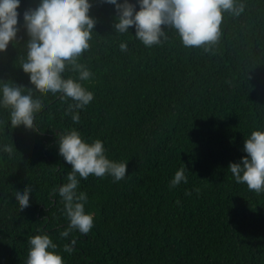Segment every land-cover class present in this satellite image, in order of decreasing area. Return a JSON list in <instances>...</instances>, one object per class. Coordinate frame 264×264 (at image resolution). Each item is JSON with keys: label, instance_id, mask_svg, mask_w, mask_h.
Wrapping results in <instances>:
<instances>
[{"label": "trees", "instance_id": "16d2710c", "mask_svg": "<svg viewBox=\"0 0 264 264\" xmlns=\"http://www.w3.org/2000/svg\"><path fill=\"white\" fill-rule=\"evenodd\" d=\"M40 3L20 0L16 40L0 52V99L7 83L24 86L22 94L32 89L43 104L33 129L12 128L11 109L0 104V264H26L37 234L57 245L50 250L63 264H264V191H250L228 169L247 155L251 132L264 130V0H237L244 11L223 14L211 52L184 47L167 25V39L146 47L134 25L115 32L114 5L89 0L95 25L78 63L92 76L80 81L70 65L62 73L94 94L73 110L79 123L67 111L74 100L40 94L21 67L29 40L23 14ZM129 3L139 10V0ZM73 129L87 143L101 140L105 156L127 170L120 181L77 175L94 224L87 236L76 229L65 238L58 189L71 165L59 154L58 133ZM4 145L13 146L11 156ZM182 167L188 182L170 189ZM26 185L29 206L19 211L15 193Z\"/></svg>", "mask_w": 264, "mask_h": 264}, {"label": "clouds", "instance_id": "9594fccd", "mask_svg": "<svg viewBox=\"0 0 264 264\" xmlns=\"http://www.w3.org/2000/svg\"><path fill=\"white\" fill-rule=\"evenodd\" d=\"M106 2L116 9L115 32L126 33L134 25L136 38L146 47H152L161 43V37L167 39L162 29V25H167L176 30L184 47L203 48L205 52H211L220 39L223 14L229 12L239 16L245 8L237 0H139V10H135V5L129 0ZM19 5L20 0H0V52L6 51L9 43L16 40ZM90 7L89 0H41L38 7L23 14L29 40L26 61L21 67L30 75L31 84L40 94L62 93L61 99L71 98L76 102L67 110L73 113L74 123H79L80 117L73 110L88 105L94 94L77 80L63 78L62 73L70 65L79 73L80 81L89 80L92 76L85 65L78 63V58L90 47L95 25V19L88 14ZM119 47L121 51H127V43L122 42ZM22 87L3 84L0 104L11 109L12 128L23 125L33 129L34 114L42 109L43 104L40 99H33L32 89H28V94H22ZM58 135L59 154L71 165V171L67 173L68 182L58 189L69 220L60 235L66 238L71 231L78 229L87 236L94 220L93 215L84 209L87 194L77 192V175L86 180L93 174L97 177L109 174L114 181H120L126 176L127 162L108 159L101 140L87 143L75 129ZM3 151L11 156L14 149L12 145H4ZM243 151L247 155L241 157L239 163L230 162L228 169L237 183L246 184L250 191L259 194L264 191V130H253L245 139ZM181 182H188L183 167L176 171L170 189ZM56 191L53 188V195ZM31 192L28 185L22 191H16L19 211L29 206ZM28 243L26 264H63L61 255L50 250L57 245L48 235H34ZM76 243L77 240L73 239L71 244L64 246V251L71 254Z\"/></svg>", "mask_w": 264, "mask_h": 264}]
</instances>
